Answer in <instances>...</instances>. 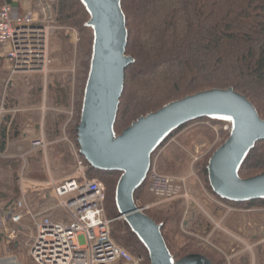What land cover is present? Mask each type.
Instances as JSON below:
<instances>
[{
	"label": "trees",
	"instance_id": "obj_1",
	"mask_svg": "<svg viewBox=\"0 0 264 264\" xmlns=\"http://www.w3.org/2000/svg\"><path fill=\"white\" fill-rule=\"evenodd\" d=\"M121 7L128 30L126 55L134 62L126 69L124 92L114 125L117 135L143 116L157 112L174 101L212 89L233 88L245 95L264 120V0H121ZM54 11L56 23L75 27L81 35L76 75L79 106L76 120L68 125V133L73 135L79 149L78 127L92 66L95 35L88 25L91 15L82 0H56ZM68 87L60 85L52 90L57 106H70ZM9 91L8 108L14 106L13 100H16L13 97L15 91L12 88ZM202 119L220 118L203 117L189 122L174 130L160 147L175 132ZM10 122L11 117L5 116L0 124V153L6 152L11 139ZM64 122V116L50 117L47 128L49 138L61 132ZM160 147L155 150L152 159ZM79 155L87 166V178L100 175L105 182L108 217L119 218L117 187L122 172L96 170ZM20 165L19 159L0 162L1 172L4 169L11 172L4 178L0 175V204L5 210L14 209L20 200ZM208 167V163L202 165L199 173L207 178L208 188L213 191ZM262 173L264 141L258 142L249 152L238 175L248 179ZM148 176L134 194L137 205L144 187H147ZM232 203L255 206L256 203L264 204V198ZM178 206L163 207L153 214L147 212L161 226L162 236L174 261L203 253L198 251L193 240H188L180 231L182 213L176 210ZM173 208L175 212H172ZM112 237L128 254L142 257L140 264H151L146 245L125 219H118L112 224ZM203 255L217 264L213 259L216 253L213 256L208 253ZM239 261L248 264L244 258ZM220 263L225 264V260H220Z\"/></svg>",
	"mask_w": 264,
	"mask_h": 264
},
{
	"label": "rangeland",
	"instance_id": "obj_2",
	"mask_svg": "<svg viewBox=\"0 0 264 264\" xmlns=\"http://www.w3.org/2000/svg\"><path fill=\"white\" fill-rule=\"evenodd\" d=\"M42 3L49 4L53 12L54 27L49 43L48 69L46 73L12 76L9 85H14V106L7 107L11 87L1 95V106L6 110L4 117L10 116L11 122L19 124L21 131L29 129L34 123H41L44 131L40 136L43 135L50 143L46 153H31V143L34 139H30L27 151H24L27 148L25 142L22 151L16 156L7 157L5 154L4 158H0V162L14 159L21 161L18 170L19 198L26 192L27 200L32 204L40 203L45 196H50L56 184L78 177L77 157L83 160L73 135L68 133V125L76 120L79 106L76 75L81 35L75 27L56 23V0H42ZM60 85H69V107L57 106L55 102L52 90ZM58 116H64L62 130L55 137L49 138L48 120ZM232 127V121L229 119H202L171 135L155 153L151 170L175 179V184L179 187V197L166 201L151 192L149 174L147 187H144L138 200V207H148L146 214H153L161 211L163 207L167 209L179 204L176 208L182 213L179 229L188 240L195 242L199 252L208 253L209 256L216 253L217 256H213V259L217 264L222 263L220 260H225V264H241V258L246 259L248 264H264V204L256 203L252 206L224 201L209 190L207 178L199 173V168L209 164L214 153L229 139ZM85 167L87 172V166ZM161 167L163 169H160ZM169 168L171 170H168ZM6 170L1 172L0 168L3 178L8 176V173L11 174L10 170H7L6 175ZM91 179L99 180L105 185L100 175ZM172 212H175L174 208ZM105 213L113 223L119 219L108 217L107 203ZM60 217L69 218V214L62 211ZM27 226V233L21 235L24 243L30 238V226ZM26 254L25 249L16 251L18 258L27 263ZM131 256L134 259H142ZM125 261L123 258L118 264H126Z\"/></svg>",
	"mask_w": 264,
	"mask_h": 264
},
{
	"label": "water",
	"instance_id": "obj_3",
	"mask_svg": "<svg viewBox=\"0 0 264 264\" xmlns=\"http://www.w3.org/2000/svg\"><path fill=\"white\" fill-rule=\"evenodd\" d=\"M91 18L95 43L78 127L80 154L96 170L122 172L117 187L119 219H125L146 245L151 264H213L201 254L174 261L158 225L135 202L146 180L152 155L176 129L211 117L232 121L229 139L212 156L208 171L213 192L224 200L246 202L264 198V173L242 179L238 171L255 145L264 141V120L253 103L230 89H212L174 101L133 122L120 135L114 131L124 92L128 30L121 0H82Z\"/></svg>",
	"mask_w": 264,
	"mask_h": 264
},
{
	"label": "built area",
	"instance_id": "obj_4",
	"mask_svg": "<svg viewBox=\"0 0 264 264\" xmlns=\"http://www.w3.org/2000/svg\"><path fill=\"white\" fill-rule=\"evenodd\" d=\"M48 5L36 0L35 9L28 11L11 4L0 7V49L7 50L13 76L46 73L48 69L54 27L53 12ZM1 109L4 113L3 106ZM49 146L42 135L32 141L31 153H46ZM77 162L78 177L55 185L53 190L57 208L66 211L69 220L34 214L25 199L14 209L0 207V225L7 232L6 251L0 264H22L10 248L20 235L19 225L27 220L31 234L26 246L34 264H118L123 258L126 264H140L142 259H134L113 240V221L105 213L106 186L87 178L86 164L80 157ZM150 171L151 192L166 201L179 197L175 179ZM141 209L145 212L149 208Z\"/></svg>",
	"mask_w": 264,
	"mask_h": 264
},
{
	"label": "crops",
	"instance_id": "obj_5",
	"mask_svg": "<svg viewBox=\"0 0 264 264\" xmlns=\"http://www.w3.org/2000/svg\"><path fill=\"white\" fill-rule=\"evenodd\" d=\"M5 4H11L15 7H18L21 10L28 11V10L35 9L36 0H0V7ZM6 55H7V50L0 49V101H1V95H3L4 92L8 91L9 87H11L12 89L14 88L13 87L14 85L13 86L11 84L9 85V83L12 81L13 75H12V65L7 59ZM1 108L2 106H0V124L2 123L4 119V114L6 113V110H4V113H1L2 111ZM14 122L12 121L9 123L11 139L8 142V147H7L6 152L0 153V155L3 156V158L5 157V154L6 156L8 155L7 157L16 156L18 153L22 151V146L24 145L25 142H27L25 143L27 144L26 145L27 148L24 149V151L25 150L27 151L30 147V145L28 147L29 140L39 138V136L44 131L42 129L43 126L41 125V123H34L29 129L21 131L19 124L15 125ZM66 181H68V179L64 180L63 182H60V184H56V186L61 185ZM25 194L26 192L24 193V196L21 199H25L28 207L31 209V211L34 214H37V215L43 214V215L49 216L50 218L54 220H63V221L69 220V218L60 217V213H62V211L64 210L57 208L58 201L54 195V191L50 196H45V198L42 199V202L36 203V204H32L31 202H29ZM0 207L4 208L1 204H0ZM27 225H29V220L19 225L18 230L20 231V235L17 238V240L14 241L13 244L11 245V249H12L11 251H12V255L16 257L20 263L34 264L31 258L29 257V250H28V247L26 246L28 240L26 241V243H24L25 242L24 239L21 238V235L23 234L25 235L27 233V230H26V228L28 227ZM6 235H7L6 229L3 228L2 225H0V257H2L6 251V246H5V236ZM19 249L27 250V254H26L27 259H28L27 263L19 259L18 256L16 255V251H18Z\"/></svg>",
	"mask_w": 264,
	"mask_h": 264
}]
</instances>
